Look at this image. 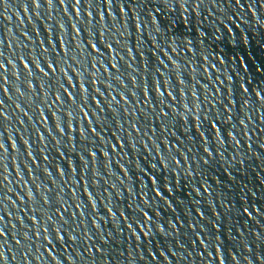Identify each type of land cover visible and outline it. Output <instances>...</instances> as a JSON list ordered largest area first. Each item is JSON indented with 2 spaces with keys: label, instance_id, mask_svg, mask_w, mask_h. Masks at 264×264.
Segmentation results:
<instances>
[{
  "label": "water",
  "instance_id": "95a60500",
  "mask_svg": "<svg viewBox=\"0 0 264 264\" xmlns=\"http://www.w3.org/2000/svg\"><path fill=\"white\" fill-rule=\"evenodd\" d=\"M241 5L0 0V264H264V0Z\"/></svg>",
  "mask_w": 264,
  "mask_h": 264
},
{
  "label": "snow or ice",
  "instance_id": "6c2138e0",
  "mask_svg": "<svg viewBox=\"0 0 264 264\" xmlns=\"http://www.w3.org/2000/svg\"><path fill=\"white\" fill-rule=\"evenodd\" d=\"M49 2L51 3V0H49ZM61 2H63V0H61ZM77 3H79V0H75V4H77ZM236 3L239 4L240 7H242V5H241V0H236ZM122 10L125 11L123 8H122ZM50 40H51V38H50ZM109 47H111V45H109ZM26 66L28 67L27 64H26ZM3 67H4V65H3V64H0V69H3ZM52 68H53V64L51 63V65H50V67H49L48 69L51 70ZM29 84H30V83H29ZM65 90H67V89H65ZM56 100H60V97L57 96V97H56ZM0 115H3V114L0 113ZM70 123H71V122H70ZM213 123L215 124V122H213ZM58 127L61 128V125H58ZM0 148H3V145H0ZM92 155L95 157L96 154H95L94 151H93ZM5 179H6V177H5ZM243 211H244L245 213H247V212H248V209L245 208V209H243ZM145 215H147V214L145 213ZM145 223H147V221H145ZM146 234H147V233H146ZM0 258H2V257H0Z\"/></svg>",
  "mask_w": 264,
  "mask_h": 264
}]
</instances>
